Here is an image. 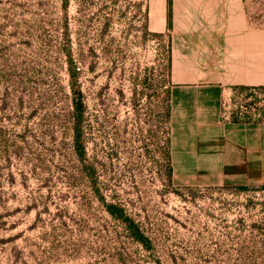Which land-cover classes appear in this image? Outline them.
I'll return each mask as SVG.
<instances>
[{"label": "rangeland", "instance_id": "1", "mask_svg": "<svg viewBox=\"0 0 264 264\" xmlns=\"http://www.w3.org/2000/svg\"><path fill=\"white\" fill-rule=\"evenodd\" d=\"M161 1L0 0V264H264V189L169 182ZM224 104L264 119V91Z\"/></svg>", "mask_w": 264, "mask_h": 264}, {"label": "crops", "instance_id": "2", "mask_svg": "<svg viewBox=\"0 0 264 264\" xmlns=\"http://www.w3.org/2000/svg\"><path fill=\"white\" fill-rule=\"evenodd\" d=\"M161 7L150 25L169 39L172 184L264 185V120L223 117L227 91L264 86V25L246 0H171L170 26Z\"/></svg>", "mask_w": 264, "mask_h": 264}, {"label": "trees", "instance_id": "3", "mask_svg": "<svg viewBox=\"0 0 264 264\" xmlns=\"http://www.w3.org/2000/svg\"><path fill=\"white\" fill-rule=\"evenodd\" d=\"M171 16H172L171 0H168V12H167L168 26L171 25ZM70 76L72 78L76 77V71L73 70L72 64H70ZM234 89L242 91V92L248 91L252 93L256 91H264V86H260V87L236 86ZM77 95L80 96L81 92L78 91ZM167 96H168L169 104H167L165 121L167 123V138L166 139H167V157H168V177H169V182L172 183V167H171V157H170V149H171L170 147V110L171 109H170V95H169L168 90H167ZM74 109L76 113L75 114L76 122L80 123L82 116H83V102L79 98H77V100L75 101ZM262 120L264 119L261 117L252 118L251 116L246 115V114H242L240 116V114L238 113H233L232 118H231V121H247L248 122V121H262ZM79 138H80V134L78 133L77 135L78 141H80ZM78 151H79L78 152L79 155L83 156L84 148L78 145ZM227 187H233L239 190L264 189V185H260V186L235 185V186H227ZM102 201L106 207V210L109 212V214L112 215L114 218L118 219L123 224V226L125 227V230L127 231L128 235L131 238L141 243L146 249L151 248L152 242L149 236H147L143 232L139 223L125 212L123 207H121L120 205L116 203L105 202L104 199Z\"/></svg>", "mask_w": 264, "mask_h": 264}, {"label": "built area", "instance_id": "4", "mask_svg": "<svg viewBox=\"0 0 264 264\" xmlns=\"http://www.w3.org/2000/svg\"><path fill=\"white\" fill-rule=\"evenodd\" d=\"M224 108H225V104H224V99H223V117L226 119V120H231L229 118V116L227 115V113L224 111Z\"/></svg>", "mask_w": 264, "mask_h": 264}]
</instances>
